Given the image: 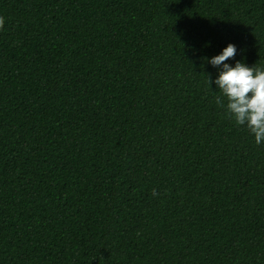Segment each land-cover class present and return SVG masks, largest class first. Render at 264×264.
<instances>
[{"label": "trees", "instance_id": "obj_1", "mask_svg": "<svg viewBox=\"0 0 264 264\" xmlns=\"http://www.w3.org/2000/svg\"><path fill=\"white\" fill-rule=\"evenodd\" d=\"M0 17V264H264V143L206 63L233 44L226 63L264 69V0H0Z\"/></svg>", "mask_w": 264, "mask_h": 264}, {"label": "clouds", "instance_id": "obj_2", "mask_svg": "<svg viewBox=\"0 0 264 264\" xmlns=\"http://www.w3.org/2000/svg\"><path fill=\"white\" fill-rule=\"evenodd\" d=\"M4 23V18L0 17V30ZM236 53V46L228 44L219 55L206 61L219 69L215 80L207 77V86L210 89L215 84L219 92L216 104L235 125L245 127L255 144L260 145L264 143V69L255 65L248 67L240 61L234 66L226 63L234 60ZM157 195L153 190V196Z\"/></svg>", "mask_w": 264, "mask_h": 264}]
</instances>
